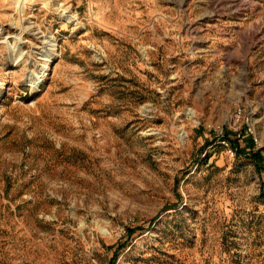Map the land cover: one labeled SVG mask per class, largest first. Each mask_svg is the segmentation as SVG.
I'll list each match as a JSON object with an SVG mask.
<instances>
[{"label": "rangeland", "instance_id": "374dc122", "mask_svg": "<svg viewBox=\"0 0 264 264\" xmlns=\"http://www.w3.org/2000/svg\"><path fill=\"white\" fill-rule=\"evenodd\" d=\"M256 150L264 0H0V264H264Z\"/></svg>", "mask_w": 264, "mask_h": 264}, {"label": "trees", "instance_id": "16d2710c", "mask_svg": "<svg viewBox=\"0 0 264 264\" xmlns=\"http://www.w3.org/2000/svg\"><path fill=\"white\" fill-rule=\"evenodd\" d=\"M252 142H253V139H252ZM251 156L254 159L258 169L261 170L264 167V165H263L264 156L261 154V151H259V150L253 151L251 153Z\"/></svg>", "mask_w": 264, "mask_h": 264}]
</instances>
